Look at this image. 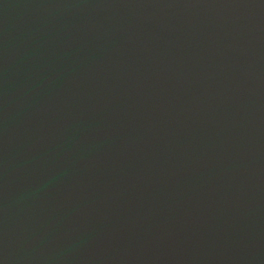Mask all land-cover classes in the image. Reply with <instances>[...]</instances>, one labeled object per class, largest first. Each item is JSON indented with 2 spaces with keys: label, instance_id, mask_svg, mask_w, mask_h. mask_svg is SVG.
Segmentation results:
<instances>
[{
  "label": "water",
  "instance_id": "obj_1",
  "mask_svg": "<svg viewBox=\"0 0 264 264\" xmlns=\"http://www.w3.org/2000/svg\"><path fill=\"white\" fill-rule=\"evenodd\" d=\"M0 264H264V0H0Z\"/></svg>",
  "mask_w": 264,
  "mask_h": 264
}]
</instances>
